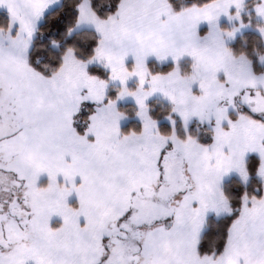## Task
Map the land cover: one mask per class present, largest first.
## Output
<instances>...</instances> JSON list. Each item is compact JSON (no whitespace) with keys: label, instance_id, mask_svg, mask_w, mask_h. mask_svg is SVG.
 Wrapping results in <instances>:
<instances>
[{"label":"snow or ice","instance_id":"snow-or-ice-1","mask_svg":"<svg viewBox=\"0 0 264 264\" xmlns=\"http://www.w3.org/2000/svg\"><path fill=\"white\" fill-rule=\"evenodd\" d=\"M0 12V264H264V0Z\"/></svg>","mask_w":264,"mask_h":264},{"label":"rangeland","instance_id":"rangeland-1","mask_svg":"<svg viewBox=\"0 0 264 264\" xmlns=\"http://www.w3.org/2000/svg\"><path fill=\"white\" fill-rule=\"evenodd\" d=\"M5 15L4 13L0 12V16ZM258 40V34L254 32L253 30L249 29L244 31L242 34H240L236 41L233 42V46L240 50L241 48H246L248 51H251L253 48V45L257 48H259L262 52H264V43H256ZM157 101L160 105H163V101L160 98H157ZM131 106L130 104L128 105ZM132 122H128L124 125L125 129L131 126Z\"/></svg>","mask_w":264,"mask_h":264},{"label":"crops","instance_id":"crops-1","mask_svg":"<svg viewBox=\"0 0 264 264\" xmlns=\"http://www.w3.org/2000/svg\"><path fill=\"white\" fill-rule=\"evenodd\" d=\"M3 13V12H2Z\"/></svg>","mask_w":264,"mask_h":264}]
</instances>
